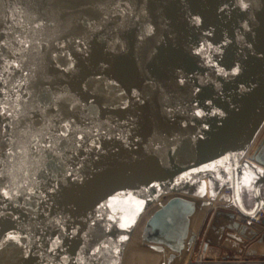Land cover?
<instances>
[{
  "label": "water",
  "instance_id": "water-1",
  "mask_svg": "<svg viewBox=\"0 0 264 264\" xmlns=\"http://www.w3.org/2000/svg\"><path fill=\"white\" fill-rule=\"evenodd\" d=\"M263 127L264 0H0V264L264 256Z\"/></svg>",
  "mask_w": 264,
  "mask_h": 264
},
{
  "label": "built area",
  "instance_id": "built-area-1",
  "mask_svg": "<svg viewBox=\"0 0 264 264\" xmlns=\"http://www.w3.org/2000/svg\"><path fill=\"white\" fill-rule=\"evenodd\" d=\"M247 156H249V153ZM223 192L230 194L231 190L226 187L223 189ZM226 206H229V203L220 204L218 207L213 208V210L208 214L198 234L194 248L185 264H264V257H243L239 254H235L229 251H225L219 258L212 257L209 247L210 243L208 242V234L215 211ZM262 217H264V209L259 212L258 216L255 219L258 221L259 218Z\"/></svg>",
  "mask_w": 264,
  "mask_h": 264
},
{
  "label": "crops",
  "instance_id": "crops-1",
  "mask_svg": "<svg viewBox=\"0 0 264 264\" xmlns=\"http://www.w3.org/2000/svg\"><path fill=\"white\" fill-rule=\"evenodd\" d=\"M242 165L243 166L241 169V176H240V188H241V192L243 195L250 197V196H253L254 185L257 179L260 177V175L264 173V168L258 163L252 162L250 153H249V156H246L244 158V162L242 163ZM232 209H233V205H229V206L223 207L221 210L230 211ZM209 247H210L211 255L214 258L221 257V255L225 251L239 254L243 257L247 256L245 253H237V252L231 251L228 248H225L221 245H217L214 243H210ZM261 250H264V248L261 247ZM249 257L263 258L264 256L255 255V256H249Z\"/></svg>",
  "mask_w": 264,
  "mask_h": 264
},
{
  "label": "rangeland",
  "instance_id": "rangeland-1",
  "mask_svg": "<svg viewBox=\"0 0 264 264\" xmlns=\"http://www.w3.org/2000/svg\"><path fill=\"white\" fill-rule=\"evenodd\" d=\"M263 136H264V127H263V129L261 130V132L259 133V135H258V137H257V139H256V142H255V144H254V146L251 148V151L253 152V150L256 148V146L258 145V143L261 141V139L263 138ZM249 152L250 153V155H251V153L252 152ZM207 182V181H206Z\"/></svg>",
  "mask_w": 264,
  "mask_h": 264
},
{
  "label": "snow or ice",
  "instance_id": "snow-or-ice-1",
  "mask_svg": "<svg viewBox=\"0 0 264 264\" xmlns=\"http://www.w3.org/2000/svg\"><path fill=\"white\" fill-rule=\"evenodd\" d=\"M242 6L243 7H245V8H247L248 7V5L247 4H242ZM199 114V113H198ZM5 195H8V192L7 191H5V193H4ZM122 227H124L125 225H121ZM14 238V237H13ZM122 239H123V237H122Z\"/></svg>",
  "mask_w": 264,
  "mask_h": 264
},
{
  "label": "bare ground",
  "instance_id": "bare-ground-1",
  "mask_svg": "<svg viewBox=\"0 0 264 264\" xmlns=\"http://www.w3.org/2000/svg\"><path fill=\"white\" fill-rule=\"evenodd\" d=\"M214 205H218L217 201H215Z\"/></svg>",
  "mask_w": 264,
  "mask_h": 264
}]
</instances>
